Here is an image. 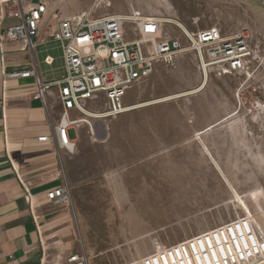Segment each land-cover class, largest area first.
Segmentation results:
<instances>
[{"label": "rangeland", "instance_id": "374dc122", "mask_svg": "<svg viewBox=\"0 0 264 264\" xmlns=\"http://www.w3.org/2000/svg\"><path fill=\"white\" fill-rule=\"evenodd\" d=\"M94 3V16L134 9L174 19L189 31H247L256 53L251 81L264 84L260 0H62L60 8L65 15H79ZM166 27L186 43L180 27ZM48 47L55 61L44 73L61 76L60 48L56 43ZM243 80L205 76L193 53L185 52L174 69L159 64L136 83L124 103L173 99L106 119L104 138L90 136L85 123L69 132L76 148L62 161L77 247L90 255V264H244L240 252L216 257V238L210 236L208 244L203 238L191 240L236 222L239 228L231 233L244 234L249 224L242 219L250 221L258 247L245 264H264V114L237 102ZM75 216L82 219L84 236ZM236 244L241 251L244 244Z\"/></svg>", "mask_w": 264, "mask_h": 264}, {"label": "built area", "instance_id": "2783aa9c", "mask_svg": "<svg viewBox=\"0 0 264 264\" xmlns=\"http://www.w3.org/2000/svg\"><path fill=\"white\" fill-rule=\"evenodd\" d=\"M61 2L0 0V19L10 16L18 20L17 24L7 27L0 34L1 40L16 41L21 51L33 50L44 28V35L57 43L61 51L64 73L57 80L43 81L35 66L6 74L8 78L32 77L35 89L29 99L39 101L46 110L54 103L59 106L51 133L37 137L38 142L54 143L60 162L58 175L62 177L63 184L47 191L49 203L71 204L61 153L71 154L75 150L76 139L70 137L69 132L78 130L82 117H89L88 111L98 112L96 115L104 122L127 112L132 107L124 103L128 90L148 78L159 64L165 69H174L182 53L192 52L199 72L205 76H244L235 94L237 102L239 105H251L255 112L264 114V84L251 81L256 71V53L247 31L225 35L213 28L189 31L180 27L186 40L183 44L180 37L166 27L168 23L163 17L144 15L134 9L123 14L94 16L92 7L96 3L79 15L64 16ZM260 2L264 5V0ZM54 61L55 58L49 55L43 59L49 66ZM92 105L101 108L90 110ZM86 125L90 136L100 135L93 120L92 124L87 122ZM242 220V224L246 221L249 224L248 229L244 228V234L231 233L234 228H239L240 224L236 222L191 240L194 242L203 238L208 244L211 236L218 239L213 241L216 257L223 253L231 257L233 252L234 255L240 252L247 262L252 253L258 252V247L253 243V235H256L250 221ZM223 231H226V236L221 239ZM237 242L244 244L241 251L235 249ZM211 256L213 260L214 255ZM216 257L214 260L218 263ZM205 258L210 261V257ZM90 259L86 250L80 247L79 251L66 257L64 264H90Z\"/></svg>", "mask_w": 264, "mask_h": 264}, {"label": "crops", "instance_id": "0c3cea01", "mask_svg": "<svg viewBox=\"0 0 264 264\" xmlns=\"http://www.w3.org/2000/svg\"><path fill=\"white\" fill-rule=\"evenodd\" d=\"M17 23V19L3 17L0 34ZM53 43L40 32L35 48L21 51L16 41L0 39V264H64L71 252L80 250L74 234L72 196L71 204L53 205L46 199L47 191L63 184L55 145L37 141L51 133L59 106L54 103L46 110L39 101L29 99L35 89L32 77L6 76L35 66L43 81L59 79L62 75L44 73L52 66L43 59L54 57L48 47ZM68 155L62 152V160ZM62 167L64 171L63 161ZM75 220L84 236L82 219L75 216Z\"/></svg>", "mask_w": 264, "mask_h": 264}, {"label": "bare ground", "instance_id": "6f19581e", "mask_svg": "<svg viewBox=\"0 0 264 264\" xmlns=\"http://www.w3.org/2000/svg\"><path fill=\"white\" fill-rule=\"evenodd\" d=\"M166 20H165V22L166 23H170V24H173V25H175V26H177V27H182V28H184V26L181 24V23H179L178 21H176V20H174V19H169V18H165ZM185 29V28H184ZM207 78V77H206ZM206 82V79H205V81H204V83ZM203 85V84H202ZM200 86L199 87V89L198 90H200L203 86ZM197 90V91H198ZM189 94H191V93H189ZM178 97V96H177ZM174 97H172V98H165V99H162V100H158V101H155V102H139V103H137V104H132V105H129V106H132V107H130L129 109H128V111H130V110H133V109H137V108H141V107H145V106H148V105H151V104H156V103H161V102H164V101H168V100H171V99H173ZM88 113H89V117H85V116H83L82 117V123L84 124H86L87 122H89V123H91L92 124V122H91V118L94 120V124H95V126H96V129H97V132L100 134L99 135V137H101V138H104V137H106V134H107V130H106V124L104 123V122H102V120L101 119H99L98 118V116L96 115V114H98V112H92V111H88ZM87 118V119H86ZM90 118V119H89ZM74 153V151L71 153V154H73Z\"/></svg>", "mask_w": 264, "mask_h": 264}]
</instances>
